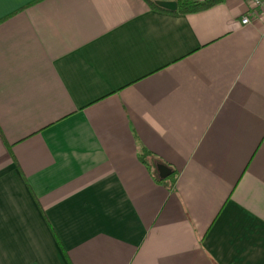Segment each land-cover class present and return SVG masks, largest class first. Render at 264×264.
Instances as JSON below:
<instances>
[{
	"label": "crops",
	"instance_id": "0c3cea01",
	"mask_svg": "<svg viewBox=\"0 0 264 264\" xmlns=\"http://www.w3.org/2000/svg\"><path fill=\"white\" fill-rule=\"evenodd\" d=\"M245 14L0 0V264H264V25Z\"/></svg>",
	"mask_w": 264,
	"mask_h": 264
},
{
	"label": "trees",
	"instance_id": "16d2710c",
	"mask_svg": "<svg viewBox=\"0 0 264 264\" xmlns=\"http://www.w3.org/2000/svg\"><path fill=\"white\" fill-rule=\"evenodd\" d=\"M150 9H153L155 11H161L165 13H171V14H189L193 12H197L203 9H206L216 3L221 2L222 0H175L176 3V9L174 11H168L166 9L158 7L156 4H154L155 0H142ZM138 158H144L141 160L142 163L146 164L148 167H152V177L153 179L160 184H164L167 186L168 183L172 181V177L174 174V171L171 170L170 175L167 177L161 179L157 176V173L154 168L155 163H161L159 159H155L147 150H141V152L137 155Z\"/></svg>",
	"mask_w": 264,
	"mask_h": 264
},
{
	"label": "built area",
	"instance_id": "2783aa9c",
	"mask_svg": "<svg viewBox=\"0 0 264 264\" xmlns=\"http://www.w3.org/2000/svg\"><path fill=\"white\" fill-rule=\"evenodd\" d=\"M246 8V14L241 16V24H249L252 21H262L264 25V0H240Z\"/></svg>",
	"mask_w": 264,
	"mask_h": 264
},
{
	"label": "water",
	"instance_id": "95a60500",
	"mask_svg": "<svg viewBox=\"0 0 264 264\" xmlns=\"http://www.w3.org/2000/svg\"><path fill=\"white\" fill-rule=\"evenodd\" d=\"M154 4H156L160 8L166 9L168 11H174L176 9L175 1L155 0ZM154 168H155V171L157 173V176L161 179L167 177L171 173V170L162 163H155Z\"/></svg>",
	"mask_w": 264,
	"mask_h": 264
}]
</instances>
